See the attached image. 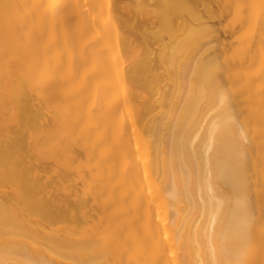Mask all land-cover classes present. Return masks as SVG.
<instances>
[{
    "label": "bare ground",
    "instance_id": "6f19581e",
    "mask_svg": "<svg viewBox=\"0 0 264 264\" xmlns=\"http://www.w3.org/2000/svg\"><path fill=\"white\" fill-rule=\"evenodd\" d=\"M0 264H264V0H0Z\"/></svg>",
    "mask_w": 264,
    "mask_h": 264
}]
</instances>
